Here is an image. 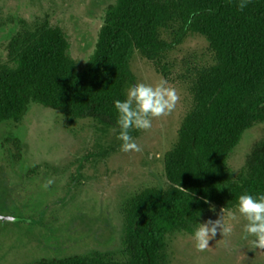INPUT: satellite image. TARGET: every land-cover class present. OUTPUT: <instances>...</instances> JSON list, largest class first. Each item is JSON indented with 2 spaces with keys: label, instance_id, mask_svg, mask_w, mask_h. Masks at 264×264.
<instances>
[{
  "label": "trees",
  "instance_id": "obj_1",
  "mask_svg": "<svg viewBox=\"0 0 264 264\" xmlns=\"http://www.w3.org/2000/svg\"><path fill=\"white\" fill-rule=\"evenodd\" d=\"M19 23L0 59V124H21L38 104L71 125L90 120L118 135L114 101L137 83L136 52L168 82L175 67L170 55L188 38L202 37L211 53L209 63L190 64L180 75L191 106L165 156L168 185L127 199L121 249L24 264H170L169 238L194 234L211 206L230 212L240 195H264V138L239 172L229 165L245 133L264 124V0H251L243 11L238 0H116L83 68L60 27L47 19ZM10 142L19 162L22 144Z\"/></svg>",
  "mask_w": 264,
  "mask_h": 264
},
{
  "label": "rangeland",
  "instance_id": "obj_2",
  "mask_svg": "<svg viewBox=\"0 0 264 264\" xmlns=\"http://www.w3.org/2000/svg\"><path fill=\"white\" fill-rule=\"evenodd\" d=\"M116 0H0V59H5L10 38L20 20L30 25L48 20L60 27L69 42V55L83 68L94 54L104 16ZM172 81L179 102L167 116L154 119L149 130L133 129L139 152L121 151L114 129L93 121L69 124L66 117L31 104L23 122L0 124V215L17 219L0 221V264H24L41 258H65L92 251L121 249L123 206L145 188H166L164 160L177 142L181 123L191 106L188 85L180 78L193 63H209L211 53L202 37L191 36L170 55ZM132 71L137 83L166 80L138 52ZM264 138V124L247 131L229 159L239 172L253 145ZM22 144L19 162L10 140ZM9 140V141H8ZM47 179L54 182L43 187ZM236 213V221L229 213ZM211 206L202 223L221 214L232 225L230 234L220 231L209 247L198 251L193 234L169 238L170 264H264V250L255 249L253 237L244 239L237 209Z\"/></svg>",
  "mask_w": 264,
  "mask_h": 264
},
{
  "label": "clouds",
  "instance_id": "obj_3",
  "mask_svg": "<svg viewBox=\"0 0 264 264\" xmlns=\"http://www.w3.org/2000/svg\"><path fill=\"white\" fill-rule=\"evenodd\" d=\"M251 3V0H238V8L243 11ZM176 90L161 79L155 84L136 83L129 87L124 100L114 101L117 111V125L119 134L117 139L121 141V151L139 152L140 146L130 135L131 130H149L152 121L169 115L179 102ZM54 181L47 179L43 187H49ZM207 202V201H205ZM237 212L243 217L244 239L253 237L251 243L255 249L264 250V195L258 198L250 194H242L238 197ZM236 213H229V220L236 221ZM220 231L222 235L230 234L232 225L226 223L223 215L216 220H207L200 223L195 229L193 239L198 251H204L209 247V241Z\"/></svg>",
  "mask_w": 264,
  "mask_h": 264
},
{
  "label": "water",
  "instance_id": "obj_4",
  "mask_svg": "<svg viewBox=\"0 0 264 264\" xmlns=\"http://www.w3.org/2000/svg\"><path fill=\"white\" fill-rule=\"evenodd\" d=\"M0 221L13 222V221H17V219L14 218V217H11V216H2V215H0Z\"/></svg>",
  "mask_w": 264,
  "mask_h": 264
},
{
  "label": "flooded vegetation",
  "instance_id": "obj_5",
  "mask_svg": "<svg viewBox=\"0 0 264 264\" xmlns=\"http://www.w3.org/2000/svg\"><path fill=\"white\" fill-rule=\"evenodd\" d=\"M4 216V215H3Z\"/></svg>",
  "mask_w": 264,
  "mask_h": 264
}]
</instances>
